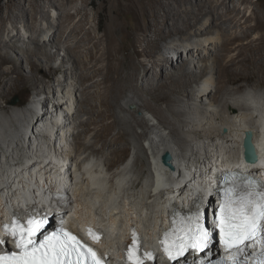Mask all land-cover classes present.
Here are the masks:
<instances>
[{
    "label": "bare ground",
    "instance_id": "1",
    "mask_svg": "<svg viewBox=\"0 0 264 264\" xmlns=\"http://www.w3.org/2000/svg\"><path fill=\"white\" fill-rule=\"evenodd\" d=\"M228 1L197 0L199 7L197 12L190 0H105L104 5L96 11L98 15L107 16L110 25L106 29L98 26V30L103 31L102 34H98L90 27L87 7L93 6V3L87 0H83L84 8H76L75 13L70 12L66 6L74 4L76 0H28L32 7L31 11L22 5L21 0H9L8 16L0 14V36L3 34V23L13 18L12 29L5 30L4 39L0 38V82L8 79L9 86L7 92L3 94L4 99L13 89L28 81L19 74V66L2 71L5 64L19 60L18 49L24 53L34 75L42 71L43 60L39 64L36 59L41 60L43 59L41 55H45L44 60L48 64L56 59H62V64L72 63L75 80L70 91H67L66 82L60 95H52L55 103L51 109L48 105L51 96H47L42 90L38 93L46 114H52L54 110H61V114H64L66 128L62 131L63 137L59 143L50 140L49 134H53L58 121L63 123L62 117L61 120L55 119L52 126L44 124L41 127L43 133L37 125H33V135L30 136L28 127L32 120L36 117L39 119L38 122H41L32 101L24 107L25 110L11 113L13 106H10L7 107L9 109L6 115H0V151L6 158H1L0 154V196H5L0 200V220L13 209L14 200L16 209H23L35 200L38 193L37 198H41L39 204L44 209L50 190L68 189L76 197V207L67 215V220H72L73 216L76 220L90 221L94 218L102 226H106L107 221H112V228L105 229L104 234L110 249L116 250L123 244L121 237L123 230L119 222L115 221L118 216L119 219L125 220L126 225L130 223L138 227V231L146 235L145 247L156 251V239L167 229L166 213L174 201L169 197H176L178 192L182 193L175 202L185 206L200 191L198 198L210 201L208 188H214L216 183V179L211 178L209 170L211 166L220 174L241 170L261 175L262 169L259 168V164H264V105L261 97L247 93L245 96L232 98L228 92L224 93V98L222 97L220 102L217 94H222L224 85L234 84L240 80V76L237 77L238 72L249 75V71L254 69L264 74V0H255L257 5L251 6L249 16L239 6L228 8ZM250 2L251 0H241L242 4ZM109 8L113 15L107 13ZM48 9L58 10L57 27L47 24V27L36 28L34 24L37 21L34 20L37 15H40L43 22L49 23L51 14ZM3 10L4 7L0 4V13ZM16 10L19 14H16ZM129 15L132 17V26L126 21ZM202 15L208 18V24H204V28L199 26ZM179 16H182L181 20ZM20 22L24 23L22 25L28 32L24 38L19 31L15 34ZM149 30L153 33L151 39L146 36ZM126 31L137 33V43L143 41L147 43L137 53L139 56L141 53L145 58L142 64L149 85L146 88L132 85L135 97H131L127 104L147 109L149 106L143 99L142 92L153 94L158 90L167 89L171 94L185 95L200 101V106H209L202 109L210 113H213L212 109L217 103H220L219 106L223 105V111L217 110L220 113L217 115L219 126H215L216 121H211V117L205 115L211 124L204 126L203 130L197 127L199 125L181 130L160 111H155L152 114L162 128L160 131L150 132V136L144 133L139 135L135 133L134 123L139 126L145 125V120L135 121L112 113L111 109L114 107L108 98L122 93L124 84L134 83L138 76V67L135 65L131 66L133 74L124 75L128 67L121 60V55L128 48L118 44L117 37L125 35ZM214 31L218 34V41L213 37H207L214 34ZM174 36H181L185 41L191 40L192 36L199 39L206 37L208 46L196 43L188 49L189 45H183L188 53V60L182 59V64L178 60V66H175L174 56L169 47L178 56L183 49L177 42L172 41L167 44V48L161 49L162 58L156 59L150 50L151 44L157 39ZM20 43L23 44L22 47L19 46ZM5 50L15 52V58L9 57V52H4ZM204 50L208 51L207 55L204 54ZM169 64H172L174 69L168 77L169 80L167 78L165 80L163 72L165 66ZM197 65L204 76L198 74ZM81 69L84 72H81ZM153 69H160L162 75L157 84L153 83L151 76ZM210 72L216 73V78L212 77L207 83L205 81L206 84L203 83L202 86L204 88L201 87L196 93L186 89L192 82L201 81ZM87 81H91L92 84L81 90V86ZM213 83L219 85L216 94L214 90L209 91L210 84ZM45 88L47 87L44 85L43 89ZM94 89L98 90L93 92ZM93 96L100 97L103 106L111 111L108 114L106 111L100 114L103 118L102 123L107 118H116L111 124L104 125L93 137L96 139L94 143L90 140L86 144L84 154L90 152L88 156L80 153L75 157L74 147L71 146L73 137L76 136L75 131L85 127V122L80 123L77 119L79 105L88 102ZM136 97L141 102L136 100ZM168 99L169 95H165L158 100ZM191 104L194 105L187 102L184 105L190 112L194 110ZM66 109H75V112H68ZM125 111V108H122V112ZM170 112L180 126L193 123L186 119L181 120V117L187 114L186 110L170 108ZM90 121H93V118ZM116 125L121 129L112 135V128ZM224 127H227L225 133L222 132ZM181 131L189 137L182 135ZM248 131L254 132V143L259 154V162L252 165L245 162L243 155V141ZM36 132L41 133L36 135ZM129 135L135 137L129 141L130 144L134 143L137 149L133 164L127 161L112 172L115 164L111 157L119 156L127 149H114L110 151L109 158L104 160L97 157L95 142L104 139L107 140L106 145H115ZM143 137L148 138L149 143L143 145L141 142ZM204 138L210 141L209 144L203 142ZM196 140H200V145H205L202 148L203 155L195 154L193 147L189 150L186 147L193 145ZM145 152L150 153V169L146 178L142 179L143 170L139 165L144 159ZM187 152H192V157L197 155L195 160L191 161L192 158ZM166 153L173 157V168L164 165L162 161ZM196 178L200 181L199 184ZM39 182L46 183L42 190L36 189ZM182 183L193 184L190 191L182 192L183 189L180 191ZM47 184H51V188L45 190ZM7 200L12 202L9 204Z\"/></svg>",
    "mask_w": 264,
    "mask_h": 264
},
{
    "label": "rangeland",
    "instance_id": "2",
    "mask_svg": "<svg viewBox=\"0 0 264 264\" xmlns=\"http://www.w3.org/2000/svg\"><path fill=\"white\" fill-rule=\"evenodd\" d=\"M90 3H93V6H88L87 10L89 12V17H90V27H93L96 31V33L98 34H102L103 31L98 30V26H102L103 28H107L110 23H109V19L107 18V16L104 15H98L96 9L101 8L104 5V1L105 0H87ZM193 3V8L195 11L199 12V7L197 6V0H190ZM66 2V1H65ZM9 0H0V4L3 5L4 10L0 13L1 16H8V11H7V6H8ZM22 5L27 9V10H32V7L30 6V3L28 2V0H21ZM257 5V1L255 0H251V2L249 4H242L241 0H229L228 1V8H234L236 6H239V8L242 11H245L247 13V16L250 15L251 11L249 10L251 8V6H256ZM48 7V5L46 6ZM66 8L72 12L75 13L76 8H84V2L83 0H76V2L74 4H70L67 5ZM50 10V14H51V19L48 22H43L42 19L40 18V15H37L36 20L37 21L36 24H34V26L36 28H42L44 26H46L47 24L49 26H51L52 24L57 27L58 25V10H53V9H48ZM207 10V9H205ZM107 13H109V15H113V12L110 10V8L108 9ZM16 14H19V11L16 10ZM184 18L186 17V15L183 16ZM201 18V25H199L200 27L203 26L204 24H208V18L204 17L203 15L200 16ZM13 19V18H12ZM9 19L7 20L5 23H3L2 28H3V34L0 36V38L4 39V35H5V30H10L13 27V20ZM179 19H182V16H179ZM126 21L129 25H133V21H132V17L129 15L126 17ZM148 23V22H147ZM24 23H19L18 25V29L17 31H15V34L18 33V31L21 33L22 37H26L28 33L27 30L25 29V27L22 25ZM146 23H144L145 25ZM47 27V26H46ZM204 28V26H203ZM154 30V28H153ZM137 33H133L131 31H126L125 35L120 36L118 35L117 39H118V44L120 45H124L125 47L128 48V50H125L123 52V54L121 55V60L123 61L124 64H126V66L128 67L125 71H124V75L127 74H133L134 70L132 69L131 66L135 65L138 67V76H137V80L134 83L131 82H126L124 84V91L122 93H115L116 95H114L113 97L108 98L109 102L111 103V105L114 107L111 109L112 113H115L117 115H121V116H125L127 118H131L135 121H142L145 120L146 124L145 125H141L139 126L136 122L134 123L135 126V133L136 134H149L150 132L153 131H160V129L162 128L161 125H159V121L157 118L154 117V115L152 114V112L155 111H160L163 115H165L166 118H169L170 121L174 122L177 127H179L181 130L182 129H188L192 126H197L200 129L203 130L204 126H209L211 124V121H216L215 126H219V119H218V114H220L217 110H222L224 109L223 105L219 106L220 103H217L215 105V108L212 109L213 113H210L209 111H207L206 109H202V108H208V107H203L200 106V101H196L193 100V98L185 96V95H174L169 93V91L167 89H161L158 90L157 92L153 93V94H149L146 92H142V97L143 99H145L148 103L149 108L144 109V108H139L136 105H128V101L131 97H135V94L132 91V85L138 86L140 88L143 87H148V82L146 80V74H145V68L142 64V62L145 60V58L143 57V55L140 56L137 52L141 51L142 48L144 46L147 45V43L145 41L141 42V43H137L136 40L138 39V36L136 35ZM141 35L143 33H140ZM147 38L151 39L153 36L152 31H148L146 33ZM207 37H213L215 38L216 41H218L217 37L218 34L216 31H214V34L207 36ZM175 41L177 42L179 45L182 46V52L179 53V56L176 55L174 53V50L169 47L172 51V56H174V65L178 66V60L180 62V64H182V59L183 60H188V53L185 51V46L183 45H189L188 49H190L192 47V45H195L196 43H204L207 44V40L206 37L199 39V38H195V36H192V39L189 41H185L182 39L181 36H174L173 38H166V39H157L155 41V43L151 44L150 50H152L153 52V56H155L156 59L162 58L163 52L161 51V49H165L167 48V44H169L170 42ZM137 45V48H136ZM20 47L23 46V44H19ZM208 46V44H207ZM20 51V52H19ZM166 51V50H165ZM4 52H9L8 56L11 58H15V52L9 51V50H5ZM19 53V60H16V62L14 63H9V64H5L2 67V71H6L8 69H12V67L14 66H19L20 70H19V74H21L22 76H24L25 78L28 79L27 83L25 84H21L20 87L13 89L10 93L9 96L7 98L4 99L3 94H5L8 90V79H4L2 81V83L0 82V115H6V113H8V110L10 108V106H13V110H10L11 113L13 111H20L21 109L25 110L28 103L31 101L32 97L35 96L36 93H39L40 90L45 91V94L49 97L52 95H60L61 94V90L63 89L64 84H66L67 82V91L71 90V85L74 82L75 78L73 79V69H74V65L72 63H64L62 64V59L58 60L56 59L54 62H50L49 64L46 63V61L44 59H46L45 55H41V59L37 58L36 61L40 64V61L42 62L41 64V68L42 71L37 73L36 75H34L31 71V66L27 63V60L25 58V56L23 55L24 53L21 52L20 49H18L17 54ZM208 51L204 50V54L207 55ZM182 54V55H181ZM61 55H63V52H61ZM80 59L82 58L81 55H79ZM210 65V64H209ZM213 65V64H212ZM214 66V65H213ZM217 67V66H216ZM192 68H194V64L192 65ZM199 65H197V72L198 74L204 76L201 71L198 69ZM173 66L172 64H169L168 66H165L164 68V72H163V78L166 80H169L168 77L170 76L171 71L173 70ZM81 72L84 70L81 69ZM196 71V70H195ZM212 72V71H211ZM208 73L206 75V77H203L201 79V81H197L196 82H192L191 85H189L188 87H186V89L190 92H197L198 90H200V88L204 85L203 83H207V80L211 79L212 77L216 78V73ZM249 75H244L243 72H238L239 75H237V77L240 76V80L237 83L231 84L228 83L226 85H224V91L222 92V94H217V97L219 99V101L221 102L222 99L224 98V93L227 94L228 92L231 93V95H229V97H242L247 95V93L252 94L255 96V94H257L259 97H261L262 99V105H264V74L261 73L259 70H250L249 71ZM151 76L153 77V83L158 82V80L160 79L161 72L160 69H153L151 72ZM14 77H16L14 75ZM101 78V77H100ZM99 78V79H100ZM171 81V80H170ZM205 83V84H206ZM92 84L91 81H87L83 84V86H81V90H84L88 85ZM46 86L47 88H45V90L43 89V86ZM62 87V88H61ZM204 88V87H202ZM219 89V85L216 83L210 84V89L214 90V93L216 94V92ZM98 89H94L93 92L97 91ZM165 95H169V99L168 100H163L160 101L158 99H160L161 97L165 96ZM256 95V96H257ZM84 98H86V95H84ZM116 96H119L118 98H115ZM255 96V97H256ZM70 97V95H69ZM223 97V98H222ZM263 97V98H262ZM221 98V100H220ZM198 99V98H196ZM136 100L140 101L139 98L136 97ZM176 100V101H175ZM259 100V99H258ZM16 102V105H14ZM68 102L65 101V103ZM141 102V101H140ZM187 103H194V105H192L191 107L194 108L193 111L190 112V110H188V108L184 107V105H186ZM25 104L22 106V104ZM53 104L55 103V101L52 102ZM206 104H208V102H205ZM197 104V105H195ZM135 106V109L133 108ZM9 107V108H7ZM51 107V104H50ZM122 108H125V112H122ZM170 108H175L177 110H186L187 114L183 115L181 117L182 119H186L189 121H193V123L191 125L188 126H180V123L177 121V119L172 115V113L170 112ZM213 108V107H211ZM18 109V110H17ZM22 111V110H21ZM103 111H106V113L108 114L109 111L108 109L103 106L100 97L98 96H93L88 102H82L79 105V118L78 121L81 122H85V127L79 128L77 131H75L76 136L73 137V142L71 144L72 147H74V156L76 157L78 154H84L85 153V149H86V144L90 141L96 140L95 138L93 139V137H95V135L101 131V129L103 128L104 125H108L111 124L114 119L116 118H107L104 123H102L103 118L101 117V113ZM110 111V112H111ZM190 112V114H189ZM204 114H203V113ZM224 113V112H223ZM210 114H215V115H210ZM78 115V113H77ZM207 115V117H211V121H208L207 117L205 116ZM91 118H93V121H90ZM195 119V120H194ZM96 121V122H95ZM100 121V122H99ZM225 128L223 129V133H225ZM121 129V127L119 125H116L115 127L112 128V135H115L119 132V130ZM164 130V129H162ZM182 135L184 136H188L186 133H184L183 131ZM201 132V131H200ZM201 134H204L203 131L201 132ZM150 136V134H149ZM195 136H192V138H194ZM110 139V138H109ZM130 140L135 139V137H133L132 135L129 136H125V140L121 141L118 144L115 145H106V141L107 140H99L97 142H95V150L98 154L97 157L103 158L104 160H106L107 158H109V154L111 153L110 151L114 150V149H119V148H126L127 150H125L123 153H121L119 156H115V157H111L112 160L114 161V166L112 168V172L118 170V168L123 165L124 163H126L127 161H129V163L132 165L133 163V159L134 156L136 154V146H134L133 144H130ZM146 137H143L141 139V142L144 144L149 143V141L147 142ZM200 140H196L194 142L193 145H187L186 147L189 149H191L192 147L195 149L194 152L197 155H203L204 153V149L202 150L203 147H205V145H200L199 144ZM203 142H206L207 144H209V140L204 138ZM200 145V147H198ZM209 145H207L206 148H208ZM192 151V150H191ZM90 152L84 154V155H89ZM189 153V156H191L192 152H187V154ZM0 154L2 155L1 158L6 159L2 153V151H0ZM96 154V155H97ZM194 155L193 157L191 156L190 158L191 161L195 160L194 158L197 156ZM150 153H144V159L143 161L140 163L139 167L141 168V170H143V175H142V179H145L146 176L148 175L149 169H150ZM190 161V162H191ZM5 163H7L5 161ZM1 169V168H0Z\"/></svg>",
    "mask_w": 264,
    "mask_h": 264
},
{
    "label": "snow or ice",
    "instance_id": "3",
    "mask_svg": "<svg viewBox=\"0 0 264 264\" xmlns=\"http://www.w3.org/2000/svg\"><path fill=\"white\" fill-rule=\"evenodd\" d=\"M246 154L255 163V153L250 142L245 143ZM225 187L214 218L205 224V214L199 205L196 211L173 221V227L160 240L164 256L170 262H178L189 250L204 253L212 249L214 235L227 255L219 259L201 258L194 264H264V183L241 173L226 175ZM59 199V198H58ZM48 217L28 213L26 222L15 218L3 228L6 242L0 239V264H105L96 251L81 242L63 227L54 231L41 230ZM41 238L37 240V235ZM94 242L99 241L89 229ZM6 244L11 246L5 247ZM259 245L260 251L250 252ZM127 264H148L155 261L154 253H141L140 241L135 230L128 246Z\"/></svg>",
    "mask_w": 264,
    "mask_h": 264
},
{
    "label": "water",
    "instance_id": "4",
    "mask_svg": "<svg viewBox=\"0 0 264 264\" xmlns=\"http://www.w3.org/2000/svg\"><path fill=\"white\" fill-rule=\"evenodd\" d=\"M16 105V102L15 104ZM135 109V106L133 107ZM225 132H227V130L225 129L224 130ZM254 139H255V135H254V132L253 131H248L246 132L245 134V138H244V141H243V155H244V160L247 164L249 165H252V164H257L259 162V154H258V151H257V147L254 143ZM246 142H250L251 145H252V148L254 150V153H255V163H252L251 162V155L250 154H246V150H245V143ZM172 156L170 153H166L163 157H162V161L164 163V165L170 167V168H173L172 166Z\"/></svg>",
    "mask_w": 264,
    "mask_h": 264
},
{
    "label": "clouds",
    "instance_id": "5",
    "mask_svg": "<svg viewBox=\"0 0 264 264\" xmlns=\"http://www.w3.org/2000/svg\"><path fill=\"white\" fill-rule=\"evenodd\" d=\"M38 93H36L35 95H37ZM34 97V96H33ZM33 97H32V99H33ZM32 99H31V101H32ZM30 103V102H29Z\"/></svg>",
    "mask_w": 264,
    "mask_h": 264
},
{
    "label": "trees",
    "instance_id": "6",
    "mask_svg": "<svg viewBox=\"0 0 264 264\" xmlns=\"http://www.w3.org/2000/svg\"><path fill=\"white\" fill-rule=\"evenodd\" d=\"M25 105L24 103L22 104V106Z\"/></svg>",
    "mask_w": 264,
    "mask_h": 264
}]
</instances>
